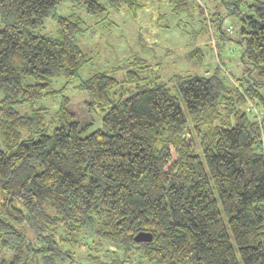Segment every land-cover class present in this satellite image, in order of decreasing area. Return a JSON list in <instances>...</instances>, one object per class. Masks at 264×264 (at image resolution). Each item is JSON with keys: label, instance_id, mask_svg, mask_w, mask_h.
<instances>
[{"label": "trees", "instance_id": "trees-1", "mask_svg": "<svg viewBox=\"0 0 264 264\" xmlns=\"http://www.w3.org/2000/svg\"><path fill=\"white\" fill-rule=\"evenodd\" d=\"M64 1L0 0V264H264V0H168L192 28L186 57L208 74L164 80L127 57L121 77L75 86L101 118L79 120L64 95L46 120L14 105L92 59L77 39L88 24L55 14ZM73 1L100 18L146 5ZM50 15L56 37L36 32ZM210 21L233 44L234 81L205 64ZM141 231L152 239L135 241Z\"/></svg>", "mask_w": 264, "mask_h": 264}, {"label": "rangeland", "instance_id": "rangeland-1", "mask_svg": "<svg viewBox=\"0 0 264 264\" xmlns=\"http://www.w3.org/2000/svg\"><path fill=\"white\" fill-rule=\"evenodd\" d=\"M99 1L105 2V0ZM143 1L146 5L135 12L127 9L112 10L106 18L89 14L83 6L73 0H65L59 4L56 8V15L74 14L88 24V30L78 35L77 39L80 47L89 52L92 59L80 69L78 76L71 82L67 83L63 77L55 78L51 84L50 94L33 103L16 104L14 105L15 109L24 113L31 112L32 108L44 107L47 109L46 120H48L58 112L61 98L66 95L70 100L71 110H74L79 120H82L83 116L99 119L101 115H99L98 109L90 112L84 111L83 101L87 96L78 91L75 86L96 71L111 73L119 68L116 74L121 77V72L127 69L125 65L129 58L137 56L138 59H141L137 60L140 65L148 64L158 67L157 70L164 80L173 74H208L209 71L204 69V66H194L186 57V53L194 44V38L190 37L192 28L190 29V26L184 23L182 19L184 17L176 16L171 12L168 0ZM158 13H164L165 16L156 19ZM229 22L236 24V20L227 16L223 22V26L228 25L226 30L231 37V34L235 35L234 26L230 27ZM57 28L55 18L50 15L45 18L44 25L36 32L56 37ZM197 40V44L206 51L205 64L213 63V60H216L226 75L232 79L231 81H234L235 75L239 74V64L236 61L229 62L228 60L229 57H233L231 54L232 42L226 40V37H218L215 34V25L211 21L208 34ZM218 43L224 47L219 48ZM219 54L222 55L221 59ZM127 57L128 60H125ZM221 61L226 63V66ZM97 123L95 125H98ZM1 147L3 145L0 138Z\"/></svg>", "mask_w": 264, "mask_h": 264}, {"label": "water", "instance_id": "water-1", "mask_svg": "<svg viewBox=\"0 0 264 264\" xmlns=\"http://www.w3.org/2000/svg\"><path fill=\"white\" fill-rule=\"evenodd\" d=\"M135 241L141 242V241H150L152 239V235L149 232H138L134 236Z\"/></svg>", "mask_w": 264, "mask_h": 264}]
</instances>
